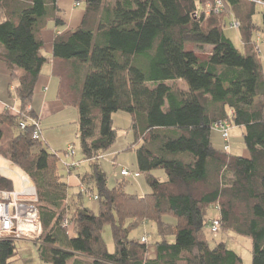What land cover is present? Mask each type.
I'll list each match as a JSON object with an SVG mask.
<instances>
[{
    "label": "trees",
    "instance_id": "1",
    "mask_svg": "<svg viewBox=\"0 0 264 264\" xmlns=\"http://www.w3.org/2000/svg\"><path fill=\"white\" fill-rule=\"evenodd\" d=\"M82 1L87 9L81 26L55 39L52 74L60 81L58 100L78 110L82 154L91 163L90 172L78 174L77 197L96 191L98 215L71 196L59 174V166L68 175L79 166L75 149L50 151L31 107L50 62L41 31L50 22L64 25L58 0H0V60L11 73L9 96L19 104L16 112L0 111V157L35 184L41 259L48 264H243L224 243L209 244L205 229L214 209L221 230L251 239L252 264H264V69L254 39L257 33L264 38V0ZM258 8L260 26L254 21ZM232 21L240 24L244 52L225 34ZM189 45L210 46L212 52L201 60ZM118 112L133 117L135 141L129 149L138 167L123 168L120 176L125 181L145 175L150 193L144 196L128 194L124 182L111 188L98 164L116 143ZM225 122L243 129L248 158L225 150L229 137L224 140L216 129ZM35 123L40 140L33 138ZM215 130L223 149L214 145ZM73 163L77 166L70 167ZM158 169L165 171V182L153 176ZM123 170L131 175L123 176ZM13 190V182L0 176V191ZM169 216L174 223L165 220ZM65 220L69 230L62 227ZM145 222H153L162 239L154 259L149 243L130 239ZM108 225L114 253L103 238ZM16 256V242L0 240V264H12Z\"/></svg>",
    "mask_w": 264,
    "mask_h": 264
},
{
    "label": "rangeland",
    "instance_id": "2",
    "mask_svg": "<svg viewBox=\"0 0 264 264\" xmlns=\"http://www.w3.org/2000/svg\"><path fill=\"white\" fill-rule=\"evenodd\" d=\"M77 4L81 5L80 9L84 10L86 7L85 3L78 0ZM258 13L254 18L257 25H262V15L261 9L258 8ZM229 24V23H228ZM225 34L233 42L234 46L240 51L244 52V46L241 41L240 32L238 29H233L229 25L224 28ZM255 42L258 44L259 57L264 69V38L260 33L255 34ZM189 50H194L197 56L201 60H206L209 58L212 47H196L193 45L188 46ZM67 114L64 116V120L58 125L44 126L43 133L48 132L51 136L52 145L48 143L50 151H57L62 153V151L67 150L69 147H73L76 152L75 161L80 162L79 166L74 170L73 176L76 177L77 174H84L91 171V163L84 162L81 143L78 136V122L79 113L77 109L67 110ZM113 128L117 132V140L114 146L107 152L105 159L99 160L98 164L101 166L102 170L108 176V185L111 188L116 187L119 183L125 185V191L130 195L144 196L150 193V189L147 185L146 176L143 175L140 178L125 179L120 176V172L123 168L130 172L138 170L136 164V154L133 150L129 148L135 141V131L133 129V117L131 114L125 112L115 113L113 116ZM214 145L218 149H223L224 141L220 134L215 130L213 133ZM52 146V147H51ZM229 154L233 156H246L249 155L243 144L242 130L239 127L233 126L230 130L229 135ZM52 149V150H51ZM62 157V154L60 155ZM83 161V162H81ZM19 168V167H18ZM20 169V168H19ZM21 170V169H20ZM59 174L67 177V170L63 166H59ZM153 176H155L160 182H165L167 180V175L163 170L153 171ZM32 185L35 186L34 182L31 180ZM71 196L76 195L74 198L80 201L83 207L91 210L95 215L99 214V201L95 199L96 191L90 194H84L82 197H77L80 193V188L73 187L70 189ZM70 203L73 209L77 206L74 199H70ZM218 217L217 212L211 209L209 218ZM167 222L174 223L175 219L171 216L165 219ZM206 238L211 245L214 247L216 244L224 243L226 247L234 252H236L242 259L243 264H252L253 262V244L251 239L237 236L232 232H224L220 230L218 233H212L207 227L205 229ZM143 236L148 239L149 256H153L156 251V244L161 242L162 239L158 235L157 227L153 222H145L139 228L132 231L130 234L131 240H140ZM103 238L108 247L110 253L115 252V243L112 235L111 226L108 225L103 230ZM172 241V238H168ZM16 242L17 256L12 264H48L41 259L39 253V243L41 241H30L26 239L18 240Z\"/></svg>",
    "mask_w": 264,
    "mask_h": 264
},
{
    "label": "crops",
    "instance_id": "3",
    "mask_svg": "<svg viewBox=\"0 0 264 264\" xmlns=\"http://www.w3.org/2000/svg\"><path fill=\"white\" fill-rule=\"evenodd\" d=\"M77 2L78 0H58V17L63 21L64 25L57 26L53 22H50L48 23L47 28H44L41 31V36L45 45L44 55L50 60V62L46 64L42 70V75L37 83L31 107L37 114L42 129L44 126H50L53 128V126L58 125L64 120V116L67 114V110H69L65 108L57 98L60 81L52 74L53 65L55 63V60L53 59V47L57 36H62L67 32L74 31L81 26L87 7H85L84 10H81V5L79 6ZM1 50L2 49L0 48V51ZM11 83V73L6 64L0 60V111H3L5 108H10L16 112L19 107V104L9 96L8 90ZM240 129L243 133V129ZM43 137L47 145L48 143L52 145L51 136L48 132H44ZM244 157L248 158L249 155ZM3 161L8 164V167L6 168V172H3L0 166V176L12 181L14 188H18L15 176L17 175L16 172L20 169L14 166L11 162L0 157V165ZM63 182L66 183L70 189L73 187L80 188L78 174L76 177H74L73 174H67V177L63 179ZM70 235L73 236L72 231L70 232ZM156 254L157 252H155L153 256H149V258H156Z\"/></svg>",
    "mask_w": 264,
    "mask_h": 264
},
{
    "label": "built area",
    "instance_id": "4",
    "mask_svg": "<svg viewBox=\"0 0 264 264\" xmlns=\"http://www.w3.org/2000/svg\"><path fill=\"white\" fill-rule=\"evenodd\" d=\"M218 8L215 9V13L218 14L221 11V2L218 1ZM79 5V4H78ZM240 24L237 21H232L230 27L233 29H238ZM36 129L33 133V138L35 140L41 139L40 128L35 123ZM24 129L26 127L25 123L21 124ZM222 133L224 140L229 137V130L231 129V124L228 122L219 123L216 125ZM225 150H229V146L225 147ZM74 152L69 149L67 157H72ZM15 166V165H14ZM77 166V163H73L70 167ZM17 167V166H16ZM20 171V170H19ZM20 173L16 174L22 181V188H14L12 192L0 191V240H30L38 241L42 234L43 229L39 217V211L35 205L37 202V192L36 187L32 185L31 179L21 170ZM122 175L129 177L131 175L127 170L122 171ZM139 176L138 173L134 175L135 178ZM26 180L31 184L27 185ZM62 227L66 230L71 228V224L68 220L63 222ZM221 230V220L220 218H214L210 224V231L212 233H218ZM142 243H148L147 237H142Z\"/></svg>",
    "mask_w": 264,
    "mask_h": 264
},
{
    "label": "bare ground",
    "instance_id": "5",
    "mask_svg": "<svg viewBox=\"0 0 264 264\" xmlns=\"http://www.w3.org/2000/svg\"><path fill=\"white\" fill-rule=\"evenodd\" d=\"M8 164L5 162V161H3L2 163H1V169H2V171L3 172H6V168L8 167L7 166ZM17 173H20L21 174V172L18 170L17 171ZM16 175V174H15ZM19 176H21V175H16L15 176V180H16V182H17V187H18V189H21L22 188V181H21V179H20V177ZM25 184H27V185H30L31 186V184H30V182L28 181V180H26V183ZM32 187V186H31Z\"/></svg>",
    "mask_w": 264,
    "mask_h": 264
}]
</instances>
